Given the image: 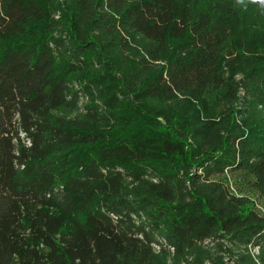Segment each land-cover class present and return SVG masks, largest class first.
Listing matches in <instances>:
<instances>
[{
	"label": "trees",
	"instance_id": "1",
	"mask_svg": "<svg viewBox=\"0 0 264 264\" xmlns=\"http://www.w3.org/2000/svg\"><path fill=\"white\" fill-rule=\"evenodd\" d=\"M263 204L264 0H0V264H264Z\"/></svg>",
	"mask_w": 264,
	"mask_h": 264
},
{
	"label": "rangeland",
	"instance_id": "2",
	"mask_svg": "<svg viewBox=\"0 0 264 264\" xmlns=\"http://www.w3.org/2000/svg\"><path fill=\"white\" fill-rule=\"evenodd\" d=\"M262 204V203H261ZM264 205V204H263ZM259 207H262L259 205ZM204 248L208 249L209 251H211L212 253H215L216 249H215V244L213 242H206L204 243ZM172 253V251H170ZM248 255L251 257V259L253 260L254 264H259L258 262V255H259V250L255 249V248H249V250L247 251ZM226 260V259H225ZM172 256H170L168 258V263L171 264L172 263ZM188 263L192 261L191 257H187L186 260ZM227 264H229V261H226ZM180 264H186L185 261L181 262ZM205 264H209L208 262H206ZM233 264V263H230Z\"/></svg>",
	"mask_w": 264,
	"mask_h": 264
},
{
	"label": "built area",
	"instance_id": "3",
	"mask_svg": "<svg viewBox=\"0 0 264 264\" xmlns=\"http://www.w3.org/2000/svg\"><path fill=\"white\" fill-rule=\"evenodd\" d=\"M172 251V249H170Z\"/></svg>",
	"mask_w": 264,
	"mask_h": 264
}]
</instances>
